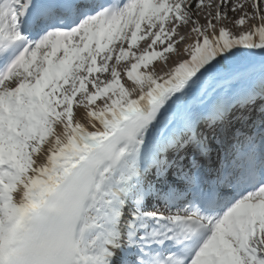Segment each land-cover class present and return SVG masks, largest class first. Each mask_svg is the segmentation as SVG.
Listing matches in <instances>:
<instances>
[{
    "label": "snow or ice",
    "instance_id": "1",
    "mask_svg": "<svg viewBox=\"0 0 264 264\" xmlns=\"http://www.w3.org/2000/svg\"><path fill=\"white\" fill-rule=\"evenodd\" d=\"M0 264H264V0H0Z\"/></svg>",
    "mask_w": 264,
    "mask_h": 264
},
{
    "label": "rangeland",
    "instance_id": "2",
    "mask_svg": "<svg viewBox=\"0 0 264 264\" xmlns=\"http://www.w3.org/2000/svg\"><path fill=\"white\" fill-rule=\"evenodd\" d=\"M140 44H141V46H143V42L141 41L140 42ZM161 64H162V61H156V67L159 69L160 68V66H161ZM169 66H172L171 65V61H169Z\"/></svg>",
    "mask_w": 264,
    "mask_h": 264
},
{
    "label": "bare ground",
    "instance_id": "3",
    "mask_svg": "<svg viewBox=\"0 0 264 264\" xmlns=\"http://www.w3.org/2000/svg\"><path fill=\"white\" fill-rule=\"evenodd\" d=\"M157 70H159V69L157 68Z\"/></svg>",
    "mask_w": 264,
    "mask_h": 264
}]
</instances>
